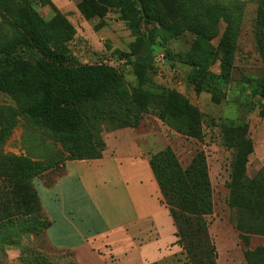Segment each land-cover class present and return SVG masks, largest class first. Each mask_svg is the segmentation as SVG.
Returning a JSON list of instances; mask_svg holds the SVG:
<instances>
[{"label":"rangeland","instance_id":"rangeland-1","mask_svg":"<svg viewBox=\"0 0 264 264\" xmlns=\"http://www.w3.org/2000/svg\"><path fill=\"white\" fill-rule=\"evenodd\" d=\"M50 1L75 30L71 39L58 42L60 48L74 56L80 64L110 63L121 74L123 88L128 93L127 106L132 103L133 107L134 102L139 104V110L136 111H128V107L124 106L101 105L96 109L90 106L84 108L92 118L89 123L95 142L92 153L102 152L103 157L108 135L122 130H130L137 135L139 143L147 151L148 160L152 154L171 150L179 169L174 170L171 166L172 169L169 170L173 171L171 173L173 178H170L169 173L170 180L167 183L174 184L180 190V195L176 194L175 200L183 203L181 198L186 197L190 206V211L177 207L178 211L191 216L189 221L193 222L192 218L195 215L191 211V206L195 201L205 198L209 203V211L203 216L205 232L204 226L193 229L194 241L200 237L209 242L208 246H205V255L202 252V256L199 251L202 262L250 264L249 260L253 261V258L247 259V254L256 253L254 263L264 264V253H260L264 251V235L241 231L237 220L238 212L229 203L235 175L244 172L243 176L248 180L264 178V115L260 113L264 110V100L260 98L258 91L263 75V63L256 47L254 28L258 0H238L244 4L243 12L237 18L240 20L239 35L235 51L230 57L229 81L222 85L228 96L220 104L214 103L207 92L196 94L192 84L187 80L191 66L181 61L197 48H195L197 39L192 30L205 0H155L159 12L151 13V19L142 22V30L144 32L148 29L153 30L156 41L141 57L121 55L130 53V45L135 36L127 27L118 8L100 10L99 16L86 19L80 11L81 0ZM216 1L228 3L232 0ZM31 2L43 18L50 19L54 15L55 9L49 0ZM84 9L90 12L89 8ZM234 16L237 17L238 14L234 13ZM1 20L0 13V24ZM225 28L226 24L221 22L219 36L211 41L213 48H217L219 37ZM220 64V58L216 57L212 61L211 71L219 74ZM165 91L183 95L193 107L192 120L186 129L183 127L175 130L162 121L157 107L160 99L146 96V93L160 96ZM0 106L19 110L16 97L1 89ZM241 139L247 142L249 151H242L239 148L238 140ZM241 153L245 156L243 165H240L239 161ZM11 155L48 166L32 181L39 200L41 198L42 201L46 198L43 187H50L51 190V187L67 174L71 162L98 160L92 158L71 160L68 142L24 115L17 116V124L10 134L0 128V167L4 164L3 159ZM133 162L127 161L126 164ZM199 168H203L205 172L203 187L198 186L199 176L195 175L192 178V174ZM185 169H190L191 177L188 180L181 174ZM0 186L3 191L6 189L1 181ZM102 188L100 181L96 180L91 187L92 196L95 198L103 196ZM70 189L73 190L72 193H77L74 187L71 186ZM123 189L117 185L115 191L122 192ZM159 199L168 211L173 230L161 224V232H146L149 229V222L137 223L128 227V232L116 239L120 249L127 247L126 241L130 242L129 236L134 238L137 245L147 239L161 238L168 241L172 234L175 236L177 230L161 193ZM95 204L107 219L111 218L110 213L120 208L117 203L112 205L102 203L99 206L95 201ZM41 211L43 216L42 206ZM85 211L91 219L95 218L90 220L88 228L92 232L98 231L100 216L96 208V212L86 208ZM87 213H84L86 217ZM35 218L34 214H24L12 224L0 227V264H28L27 261L33 260V256L45 258L54 264H78L70 251L51 246L47 237L49 228L41 230V225H37ZM160 220L162 221L161 218ZM161 221L160 223H163ZM55 225L52 230H55ZM177 240L176 237L175 244L179 245L182 251H178L175 264H194L192 252L187 253L182 243ZM189 241L192 239L189 238Z\"/></svg>","mask_w":264,"mask_h":264},{"label":"trees","instance_id":"trees-1","mask_svg":"<svg viewBox=\"0 0 264 264\" xmlns=\"http://www.w3.org/2000/svg\"><path fill=\"white\" fill-rule=\"evenodd\" d=\"M154 1L81 0L80 11L86 19H90L99 16L100 10L118 8L127 27L135 36L130 45V53L121 55L141 57L156 41L153 30H142V22H148L151 13L159 12L156 9L158 3L155 4ZM51 5L55 13L50 19H45L31 0H0V89L15 96L19 105V110L0 106V128L10 134L17 124V116L24 115L68 142L71 160L101 159L102 152L92 153L95 143L89 125L92 118L84 108L90 106L96 109L101 105L124 106L128 107V111H136L139 110V104L134 102L133 107L132 103L127 106L128 93L123 88L121 74L115 67L106 63L80 64L74 56L60 48L58 42L71 39L75 30L54 4ZM243 6L238 0L228 3L205 0L192 30L197 39V50L194 49L189 56H184L181 60L191 66L187 80L196 94L207 92L216 104L225 101L228 96L222 85L229 81L230 57L235 51L239 35L240 20L237 18L243 12ZM85 7L89 8L90 12L86 11ZM234 13L238 16L235 17ZM221 22L226 24V28L220 35L215 49L211 41L219 36ZM254 28L256 47L263 63V75L258 91L260 98L264 100V0H258ZM216 57L221 60L219 74L211 71L212 61ZM146 96L160 99L157 107L162 121L175 130L189 127L193 107L186 97L174 91H165L160 96L146 93ZM260 113L263 116L264 110ZM187 132L190 133V130L187 129ZM238 144L242 151H249L250 147L244 139L238 140ZM3 160L5 161L0 167V181L6 189L3 191L0 186V227L12 224L24 214H34L41 230H47L52 221L44 213L42 216L41 203L32 181L48 166L14 155ZM239 161L240 165H243V154L239 156ZM149 165L164 203L169 207L177 230V242L182 243L187 253L192 252L194 264H205L199 251L201 255L202 252L205 255V246H208L209 242L200 237L194 241L193 229L204 226L205 232L203 216L209 211L208 200L201 198L195 201L191 206L195 217L192 218L193 222L189 221L191 216L177 209L179 207L190 211L186 197L181 198L184 202L180 204L175 200V195H180V190L174 184L167 183L170 180L169 173L170 178H173V171L169 170L171 166L174 170L179 169L172 151L168 149L152 154ZM204 173L203 168H199L192 174V178L199 176L200 187L205 186ZM243 173L234 177L230 206L238 212L237 220L241 231L264 235V178L248 180L244 178ZM181 174L186 180L191 177L190 169H185ZM189 238L192 241H189ZM255 254H247V259L253 258V261L249 260L250 264H255ZM27 262L54 264L39 256H33V260ZM212 264H215L214 261Z\"/></svg>","mask_w":264,"mask_h":264},{"label":"crops","instance_id":"crops-1","mask_svg":"<svg viewBox=\"0 0 264 264\" xmlns=\"http://www.w3.org/2000/svg\"><path fill=\"white\" fill-rule=\"evenodd\" d=\"M108 137L102 159L71 162L67 174L51 187L52 191L50 187H43L46 198L43 201L40 198V201L43 212L52 221L47 231L51 246L70 251L78 264H175L182 248L175 244L173 234L168 241L147 239L138 245L129 236L130 242L126 241L125 249H120L116 242L128 232V227L137 223L148 221L146 232H161L163 224L173 230V225L168 211L161 204L147 151L139 143L137 135L130 130H122ZM127 161L134 162L126 164ZM96 180L103 187V196L98 198L91 193ZM117 185L124 188L122 192L115 191ZM71 186L77 189V193H72ZM95 201L99 206L117 203L120 208L110 213L111 218L107 219ZM85 208L89 211L96 208L100 216L98 231L92 232L88 228L90 220L95 218L91 219ZM54 224L55 230H52Z\"/></svg>","mask_w":264,"mask_h":264},{"label":"built area","instance_id":"built-area-1","mask_svg":"<svg viewBox=\"0 0 264 264\" xmlns=\"http://www.w3.org/2000/svg\"><path fill=\"white\" fill-rule=\"evenodd\" d=\"M106 64L111 65L110 63H107V62H106ZM111 66H112V65H111Z\"/></svg>","mask_w":264,"mask_h":264}]
</instances>
